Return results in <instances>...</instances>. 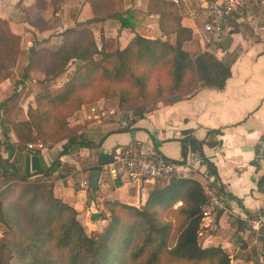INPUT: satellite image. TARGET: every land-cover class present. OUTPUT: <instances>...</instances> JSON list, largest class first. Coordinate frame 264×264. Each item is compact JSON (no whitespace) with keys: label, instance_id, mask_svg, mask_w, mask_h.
Wrapping results in <instances>:
<instances>
[{"label":"trees","instance_id":"16d2710c","mask_svg":"<svg viewBox=\"0 0 264 264\" xmlns=\"http://www.w3.org/2000/svg\"><path fill=\"white\" fill-rule=\"evenodd\" d=\"M87 1L94 20L113 4L112 0ZM34 3L39 10L48 7L47 0ZM54 5L53 15L57 10ZM146 12L159 16L161 33L174 34V43L135 34L125 48L106 51L97 47L88 27L76 24L55 34L60 37L58 48L30 49L28 66L47 77H59L70 63L74 70L58 94L44 89L36 96L35 106H28L26 118L13 122L10 129L18 147L45 139L49 144L66 141L63 154L93 148L82 136H71L69 118L85 104L100 99L117 97L118 107L133 109L141 118L147 106L171 104L203 89L225 88L231 62L209 51L192 54L183 48L193 38V29L181 23L177 3L147 0ZM118 18L121 28L126 27L128 18ZM20 44L21 37L0 16V83L12 77ZM207 134V139L200 141L183 131L180 163L189 151L204 158L203 145L218 144L210 138L221 134L220 130H208ZM4 137L10 155L14 145L7 133ZM204 159L209 171L216 174L212 163ZM258 184L264 192V176ZM53 187L49 179L19 175L14 163L0 156V224L5 227L0 264H231L232 257L221 246L199 243L206 197L195 179L155 181L139 206L107 201V224L90 234L78 220V212L55 196ZM221 212H215L217 218ZM236 222L237 234L247 228V223Z\"/></svg>","mask_w":264,"mask_h":264},{"label":"crops","instance_id":"0c3cea01","mask_svg":"<svg viewBox=\"0 0 264 264\" xmlns=\"http://www.w3.org/2000/svg\"><path fill=\"white\" fill-rule=\"evenodd\" d=\"M47 1V9L37 10L34 0H0V16L21 37L17 68L19 60L34 45L39 46L76 24L88 27L97 47L106 51L125 48L135 34L175 41L174 34L161 33L158 15L147 14V0H112L111 8L97 15V20L93 19L89 1L58 0L56 22L52 19L53 1ZM181 15V23L193 29V38L183 45L186 51L192 54L209 51L218 59L231 62V76L224 89H203L171 104L147 106L143 116L126 130H120L114 123L86 121L88 106H83L69 119L71 136H82L94 146L69 154L62 153L66 141L47 144L42 149L18 147L14 134L7 128L0 131V156L14 163L19 175L52 181L55 196L71 205L90 226L101 230L107 223V201L139 206L155 185L151 179L133 181L124 173L111 174L108 166L111 156L118 150H154L180 165L184 177L215 183L221 190L225 209L218 218L215 213L201 222L199 243L203 247L221 246L232 257L231 264H264V192L258 184L264 176V159L256 163L253 158L257 141L264 137V8L245 7L232 17L222 39L210 45L202 41L197 23L184 16L182 9ZM119 16L128 18L126 27L121 28ZM52 44L56 46L53 41ZM28 63L27 58L25 66ZM21 86L18 85L17 91ZM12 87L10 79L0 83V105L9 98ZM96 103L110 106L103 99ZM16 104L13 102L8 112L0 109V128ZM15 113L13 120L25 119L26 111ZM208 130L221 131L210 138L217 145L202 147L204 158L212 163L216 174L209 171L198 153L189 151L186 160L180 163L183 158L179 139L183 131L201 141L207 139ZM5 133L14 145L10 155L5 150ZM95 170L100 174L97 186L92 188L89 183ZM82 180L88 181L87 187L79 186ZM237 220L247 223V228L238 234ZM252 220L257 224H252ZM2 232L0 224V236Z\"/></svg>","mask_w":264,"mask_h":264},{"label":"built area","instance_id":"2783aa9c","mask_svg":"<svg viewBox=\"0 0 264 264\" xmlns=\"http://www.w3.org/2000/svg\"><path fill=\"white\" fill-rule=\"evenodd\" d=\"M178 5L181 4L184 16L196 22V28L201 32L202 41L207 45L219 42L230 20L239 14L245 7L254 9L264 8V0H171ZM138 119L133 109H122L118 106L110 107L97 103L88 106L85 120L98 124L114 123L120 130L130 128ZM28 149H42L43 143H27ZM1 151V146H0ZM1 153V152H0ZM254 161L260 163L264 159V137L256 143ZM109 172H118L127 175L129 180L140 181L151 179L156 182H166L172 177H184L182 167L172 163L164 156L155 152L118 150L111 156ZM81 188L88 186L87 180L79 183ZM206 202L202 207V220L210 218L218 210L225 209V200L219 191L217 184L211 182L201 183ZM252 224L257 222L252 220ZM255 227V226H254Z\"/></svg>","mask_w":264,"mask_h":264},{"label":"rangeland","instance_id":"374dc122","mask_svg":"<svg viewBox=\"0 0 264 264\" xmlns=\"http://www.w3.org/2000/svg\"><path fill=\"white\" fill-rule=\"evenodd\" d=\"M51 1H53L55 3L54 6L58 10V5L56 2L58 0H51ZM53 2H52V8H53ZM179 6L182 7L181 4H179ZM37 10H39V9H37ZM52 16H53L52 19L54 22L59 20L58 16H54L53 14H52ZM51 41H53V43H56V46H55V44L50 45ZM59 44H60V37L55 36V37H49L48 39H45L41 45H39V46L34 45L33 48L36 49V48H39L42 46V47H49L51 49H56V48H58ZM29 56H30V53L25 52L24 56L19 60L18 68L16 65L15 69H14V73H13L12 77L10 78L11 84L14 86L11 88V90L13 92H11L9 98L4 101V104L0 105V109H1V111L6 110L8 112L9 109L12 108L13 102L16 101L17 104L15 105L13 111L11 110L9 112V115L6 116L7 121L5 122L4 126H1L0 131L1 130L3 131L4 129H7V128L8 129L11 128L13 122L18 120V119L13 120V118H14L13 114L15 112L19 113L21 111H26V115H27L28 106L29 105L35 106L36 96L39 93H41L44 89H50V91L53 94H58L63 89L64 82L68 80L69 76L71 75L72 71L74 70V64L70 63L68 65L66 71L63 74H61L59 77H57L55 79H52V77L45 76V74L43 72H41V71H39L33 67L31 68L30 66H28V67L25 66L26 65L25 61L27 60V58L29 59ZM21 83H22V86H21ZM18 85H20L22 88L19 91H17V88H19ZM103 100H105L107 103H109L108 105H110V107L118 106V98L117 97L111 98V99H103ZM94 103H96V102L85 104V106H89V105L94 104ZM21 105H24V108H22ZM15 109H16V111L14 112ZM78 111H76L75 114ZM75 114H73L70 118L75 116ZM26 115H25V118H26ZM1 119H2V117L0 115V123H1ZM37 142L43 143L44 145L49 144V142L45 139H39L36 141V143ZM78 220L84 226L87 234L99 232L105 227L104 226L101 230H96L95 227L90 226L88 223H86L82 217H78ZM2 227H3V232L0 236V242L2 241L3 233L5 231V227L3 225H2Z\"/></svg>","mask_w":264,"mask_h":264},{"label":"water","instance_id":"95a60500","mask_svg":"<svg viewBox=\"0 0 264 264\" xmlns=\"http://www.w3.org/2000/svg\"><path fill=\"white\" fill-rule=\"evenodd\" d=\"M109 161H110V159H109ZM99 174L100 173L97 170L92 172L90 183H89L90 187L95 188L97 186V182H98V179H99Z\"/></svg>","mask_w":264,"mask_h":264}]
</instances>
